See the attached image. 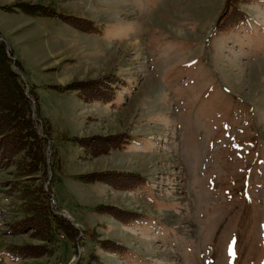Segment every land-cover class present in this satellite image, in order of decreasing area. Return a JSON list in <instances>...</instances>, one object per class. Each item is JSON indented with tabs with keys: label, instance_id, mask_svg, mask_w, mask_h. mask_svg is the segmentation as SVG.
Instances as JSON below:
<instances>
[{
	"label": "rangeland",
	"instance_id": "374dc122",
	"mask_svg": "<svg viewBox=\"0 0 264 264\" xmlns=\"http://www.w3.org/2000/svg\"><path fill=\"white\" fill-rule=\"evenodd\" d=\"M58 4L62 12L102 23L101 35L75 29L84 50L68 81L110 73L120 81L112 100L78 96L72 105L65 92L49 87L59 83L55 73L25 72L7 44L20 61L13 66L21 77L28 80L32 72L36 83L22 79L36 86L40 111L49 118L51 202L71 214L82 232L76 242L53 230L48 250L40 252L44 240L33 227L21 228L28 215L24 176L15 163L2 164L0 264H264V0L242 3L250 19L228 31L214 28L224 0ZM58 28L51 25L49 32ZM24 54L31 65L37 57H52L35 41ZM121 131L132 135L130 141L98 154L72 138ZM79 166L130 170L145 181L133 189L109 188L74 176ZM97 203L140 216L124 223L97 211ZM100 239L128 251H110ZM17 245H24L23 255L8 250Z\"/></svg>",
	"mask_w": 264,
	"mask_h": 264
},
{
	"label": "trees",
	"instance_id": "16d2710c",
	"mask_svg": "<svg viewBox=\"0 0 264 264\" xmlns=\"http://www.w3.org/2000/svg\"><path fill=\"white\" fill-rule=\"evenodd\" d=\"M251 1L253 0H224L214 28L218 31H227L247 23L250 16L241 4ZM0 8L10 12L23 11L34 15L57 17L78 30L95 34L102 32L100 23L90 17L65 13L41 2L15 0L1 3ZM10 52L12 54L10 47L0 38V88L6 91L4 96L13 99L11 102H5L1 99L4 96H0V165H9L13 162L18 175L24 176L21 197L24 199L23 205L28 215L22 219L21 228H34L36 234L44 240L40 251L43 252L48 250L45 242L54 237L53 230L64 232L70 240L77 242L81 238L82 229L65 215L57 212L50 203L52 190L49 181L53 178L50 164L54 162L52 156L49 154L48 158L47 155L51 144L48 140L51 139L50 122L39 112L38 96L33 85L26 90L25 81L13 66L15 63L20 67V61L15 57L12 58ZM118 81L120 78L110 73L72 79L63 84L51 83L49 87L59 91L74 90L85 101L104 102L115 97ZM72 138L89 153L98 154L114 148H122L130 141L132 135L121 131L106 136L73 135ZM77 177L84 181H102L114 188L127 189H133L145 181V178L137 172L118 168L81 172ZM45 181H47L46 185ZM94 208L99 212H109L124 223H129L140 216V213L110 203H97ZM99 242L101 247L113 252L128 250L122 243L111 239H100ZM12 248L18 254H24V245Z\"/></svg>",
	"mask_w": 264,
	"mask_h": 264
},
{
	"label": "crops",
	"instance_id": "0c3cea01",
	"mask_svg": "<svg viewBox=\"0 0 264 264\" xmlns=\"http://www.w3.org/2000/svg\"><path fill=\"white\" fill-rule=\"evenodd\" d=\"M59 1H63V0H56L53 3H49V4L53 5L58 10L63 11L64 9L61 8L58 4ZM68 1L88 2V0H68ZM1 3H7V2L1 1L0 4ZM0 9H1L0 35L6 40L7 44L13 49L15 56L21 61L22 69L24 71L26 68L28 69L31 68L35 72H42V73L51 71L52 73L56 74L57 81L59 83H65L66 81H68L70 78L73 77L72 75L73 72H76V70H78L76 67L73 66L76 60V55L81 54V52L84 50L82 49L81 45L76 44L77 41L76 37H78L77 35H75L76 28H74L73 26L67 24L62 20L60 23L59 21H57V23L53 22L51 19H46L47 17L45 15H34L23 11L10 12L2 8ZM66 12L75 13L70 10H67ZM80 15L87 16L86 14H80ZM100 24L102 28V23ZM51 25L58 26L59 28L57 30H54L53 32H49V27ZM29 30H32L33 32L24 33L25 31H29ZM79 31L77 29L76 33H80ZM101 34L102 32L99 35ZM34 41L40 43V48H45L49 57L50 55L52 57L48 59L47 58L44 59V57H37L33 62H31L34 63L33 65H31L30 62L26 60L24 49H29L30 43ZM29 75H30V79L27 80V78H25L26 76L23 73V76L26 81H28L29 83L31 82L36 83L35 82L36 80L32 75L31 71ZM35 91H36V86H35ZM59 92H65L64 97L67 100H69V102H72V105L77 103V101L81 100L74 90H65ZM39 106L41 107L40 100H39ZM40 107H39L40 114L49 120L48 116L46 115V112L45 115L42 114V112L40 111L41 109ZM91 170L93 169H88V170L86 169L84 171V169L81 166H79L78 170H76V172L73 175L76 176V174L80 172H86ZM87 184H91L92 186L94 182L93 183L88 182ZM104 184L109 188L111 187L107 183ZM99 186L102 187V182H99Z\"/></svg>",
	"mask_w": 264,
	"mask_h": 264
},
{
	"label": "bare ground",
	"instance_id": "6f19581e",
	"mask_svg": "<svg viewBox=\"0 0 264 264\" xmlns=\"http://www.w3.org/2000/svg\"><path fill=\"white\" fill-rule=\"evenodd\" d=\"M66 78V77H65Z\"/></svg>",
	"mask_w": 264,
	"mask_h": 264
}]
</instances>
